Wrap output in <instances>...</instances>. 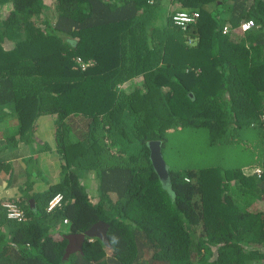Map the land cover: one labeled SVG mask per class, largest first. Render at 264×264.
I'll list each match as a JSON object with an SVG mask.
<instances>
[{
	"label": "trees",
	"instance_id": "trees-1",
	"mask_svg": "<svg viewBox=\"0 0 264 264\" xmlns=\"http://www.w3.org/2000/svg\"><path fill=\"white\" fill-rule=\"evenodd\" d=\"M55 1L0 0V130L43 146L46 118L65 161L46 191L4 202L23 221L0 207V264H264V0ZM177 11L200 17L183 30ZM187 130L229 164L166 163L164 184L149 142L165 160ZM99 222L109 245L65 258L67 236Z\"/></svg>",
	"mask_w": 264,
	"mask_h": 264
},
{
	"label": "rangeland",
	"instance_id": "rangeland-1",
	"mask_svg": "<svg viewBox=\"0 0 264 264\" xmlns=\"http://www.w3.org/2000/svg\"><path fill=\"white\" fill-rule=\"evenodd\" d=\"M45 2L51 10H54V5L56 2L55 0H45ZM127 85L128 83L125 84V86ZM47 123H49L52 126V122L48 121L46 118H42L39 121L37 126L38 131H35V133L33 131V134H35V136L37 135V137L35 138L34 136V138L32 139L36 140L37 138L42 139L43 137H48L46 136V134H48V129L44 128V126L47 125L46 127L48 128H50L51 126H49ZM10 131L12 132V134H15L14 130H11L10 127L9 130L7 131L6 130L3 131L2 129L1 133L7 136L8 134H10ZM182 134H181L182 137L181 141L186 145L184 151L182 150L176 153H170V150L166 151L165 160L166 163H168L170 166L174 165L176 168H189L196 170L208 168V166H210L211 164L218 165V163H220L219 165L221 168L222 167L225 168L228 166L229 161L227 156L225 157V155H222V153L218 148L211 147L207 149V151L205 152L203 150L193 151V148H191L190 143L193 140L192 136L195 134V132H192L191 130H187ZM15 137L17 139L16 140L17 142L22 141L23 144L17 145V147L15 146L13 148H10V151H7L5 149L3 151H0V161L2 160V162L5 163V164L3 163L5 165V168L3 170H0V172H5V173L7 172L8 175H11L12 173L16 172L15 162L20 163L19 159L20 156L22 155L23 157H21V159L23 163L19 165L20 168L22 169L27 167V174L29 175V179L23 182L20 190L25 196L24 199H27L28 195H33V193L37 192V190L43 189L44 187L47 186L46 184H48V187H50L54 182V180L50 179L43 169L42 166L44 160L43 156L44 157L46 156V160L49 158L54 160V157H56V159H59L61 156L59 155L58 152H56L55 148L52 147L50 142L49 143L47 142L48 139L44 140L45 142L43 143V146L40 143L41 145L40 146L39 143L37 142L32 143L31 139H29L28 141L26 140L23 141L21 140V137L19 135H16ZM6 140L12 141V137L11 136L0 137V142L2 141L4 142ZM37 145L39 147H37ZM179 147H181L180 143L178 144L176 143L174 145V148H179ZM26 153L29 154L25 155ZM182 158L184 163L181 162ZM176 159H179L180 161ZM6 160H8V162ZM6 163L11 164L12 166H10V168L8 169ZM56 167L59 168V172L58 171L57 172L60 173V178H63L65 172L62 171V162L57 164ZM84 176L85 177H82L83 180L87 181L89 179V182L87 181L88 192L89 193L92 192V194L94 195L95 189L98 188V183L95 177L92 178L91 175H88V177L86 175ZM21 177H24V175H21ZM25 205H27L26 202Z\"/></svg>",
	"mask_w": 264,
	"mask_h": 264
},
{
	"label": "crops",
	"instance_id": "crops-1",
	"mask_svg": "<svg viewBox=\"0 0 264 264\" xmlns=\"http://www.w3.org/2000/svg\"><path fill=\"white\" fill-rule=\"evenodd\" d=\"M47 124L49 126H51L49 123H47ZM46 126L47 125H45L44 128L48 129V134H46V136H48V137H43V138L45 140H47V139L52 140L53 139L52 128L51 127L48 128ZM4 130L7 131V130H9V128L3 129V131ZM11 130H14V132L16 133V128L11 129ZM1 131H2V129L0 130V137H7V136L3 135V133H1ZM8 135L12 136L15 134H12V132L10 131V134H8ZM1 143H5V142L2 141ZM15 143H16L15 141H12L11 145L13 147H15L16 146ZM20 144H23V142L20 141V143L18 145H20ZM3 147L5 148V145L1 147L0 151H3V149H2ZM5 150L10 151V148L6 147ZM29 153H26L25 155H28ZM21 157H23V156L22 155L20 156V159H19L20 163L15 162V164H16L15 171L16 172L12 173L11 175H8L7 172L6 173L0 172V207L6 201L18 200L20 198L25 197L23 195V193L21 192L20 188L22 187L23 182L27 181L29 179V175L27 174V167H25L24 169L20 168L19 164L23 163ZM43 159H44L43 163H42L43 169H44L45 173L49 176V178L54 180L53 184H55L58 180H60L59 179L60 173H58L59 168L56 166H57V164L62 162V171H63V169L65 167L64 158L61 156L59 159H56V157H54V160L50 159V158L46 160V156L45 157L43 156ZM6 161L8 162V160H6ZM6 164L8 166V169L10 168V166H12L9 163H6ZM21 175H24V177H21ZM46 185H47L46 187H44L43 189L37 190V192H35V193H40V192L46 191L48 188V184H46ZM34 203H35V201H34ZM1 214H2V212H1ZM2 215H4V213Z\"/></svg>",
	"mask_w": 264,
	"mask_h": 264
},
{
	"label": "water",
	"instance_id": "water-1",
	"mask_svg": "<svg viewBox=\"0 0 264 264\" xmlns=\"http://www.w3.org/2000/svg\"><path fill=\"white\" fill-rule=\"evenodd\" d=\"M150 152H151V160L155 171L159 175L160 179L164 184L168 182V167L164 160L162 154V145L159 141H151L149 142ZM32 207H34V200H30ZM108 225L104 222H99L94 225L90 230L86 231L84 234H70L67 236L69 241L66 248L65 258H68L72 254L77 252H83L84 244L88 237H98L102 239L105 243L109 245V239L107 236Z\"/></svg>",
	"mask_w": 264,
	"mask_h": 264
},
{
	"label": "built area",
	"instance_id": "built-area-1",
	"mask_svg": "<svg viewBox=\"0 0 264 264\" xmlns=\"http://www.w3.org/2000/svg\"><path fill=\"white\" fill-rule=\"evenodd\" d=\"M200 17L198 12H185L177 11L173 15V23L175 26L187 30L193 24H196ZM255 27V22L251 19H245L241 22L240 29L242 32L246 33L252 30ZM227 32V28H225ZM81 61V59H80ZM63 196L61 194L56 195L48 205V212L53 211L57 207L61 206ZM4 209L6 210V216L9 220L13 221H23L25 218V212L17 202H7L3 204Z\"/></svg>",
	"mask_w": 264,
	"mask_h": 264
},
{
	"label": "clouds",
	"instance_id": "clouds-1",
	"mask_svg": "<svg viewBox=\"0 0 264 264\" xmlns=\"http://www.w3.org/2000/svg\"><path fill=\"white\" fill-rule=\"evenodd\" d=\"M151 1H156V0H151ZM159 142H160V141H159ZM161 145H162V143H161ZM167 167H168V166H167ZM3 204H4V203H3ZM3 208H4V207H3ZM23 210H24V209H23ZM5 213H6V210H5ZM6 217H7V216H6ZM7 219H8V218H7ZM8 220H9V219H8ZM10 221H13V220H10ZM83 234H84V233H83ZM95 238H98V237H95ZM93 239H94L93 237H88L87 240H86V242H87V241H92ZM86 242H85V243H86ZM84 245H85V244H84Z\"/></svg>",
	"mask_w": 264,
	"mask_h": 264
}]
</instances>
